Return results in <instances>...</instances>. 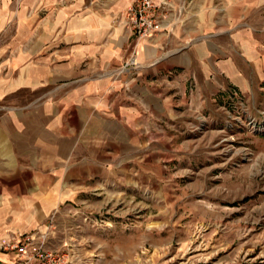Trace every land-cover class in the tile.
I'll return each mask as SVG.
<instances>
[{"label":"crops","instance_id":"crops-1","mask_svg":"<svg viewBox=\"0 0 264 264\" xmlns=\"http://www.w3.org/2000/svg\"><path fill=\"white\" fill-rule=\"evenodd\" d=\"M133 1L0 5V29L17 30L0 49V244L30 231L72 243L100 195L158 165L172 121L214 107L223 85L260 89L262 0H155L159 28L143 38L125 17ZM131 55L140 67L120 73ZM13 255L0 246V264Z\"/></svg>","mask_w":264,"mask_h":264},{"label":"rangeland","instance_id":"rangeland-1","mask_svg":"<svg viewBox=\"0 0 264 264\" xmlns=\"http://www.w3.org/2000/svg\"><path fill=\"white\" fill-rule=\"evenodd\" d=\"M34 2L47 0L0 5ZM12 22L0 29V49L17 31ZM259 86L223 85L214 107L172 121L156 145L158 165L83 214L63 245L70 264H264V79Z\"/></svg>","mask_w":264,"mask_h":264},{"label":"built area","instance_id":"built-area-1","mask_svg":"<svg viewBox=\"0 0 264 264\" xmlns=\"http://www.w3.org/2000/svg\"><path fill=\"white\" fill-rule=\"evenodd\" d=\"M156 6L155 0H134L124 10L127 24L137 38L148 37L159 28L154 13ZM129 66L137 67L133 55L118 71L122 73ZM48 239L47 231H30L3 241L0 246L14 254L12 261L3 264H70V252L63 246L49 247Z\"/></svg>","mask_w":264,"mask_h":264}]
</instances>
